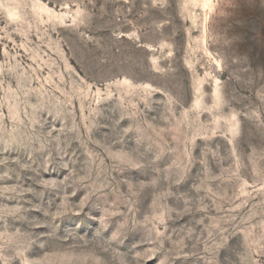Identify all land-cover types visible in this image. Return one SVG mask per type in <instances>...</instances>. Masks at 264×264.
<instances>
[{
    "label": "rangeland",
    "instance_id": "obj_1",
    "mask_svg": "<svg viewBox=\"0 0 264 264\" xmlns=\"http://www.w3.org/2000/svg\"><path fill=\"white\" fill-rule=\"evenodd\" d=\"M0 264H264V0H0Z\"/></svg>",
    "mask_w": 264,
    "mask_h": 264
}]
</instances>
